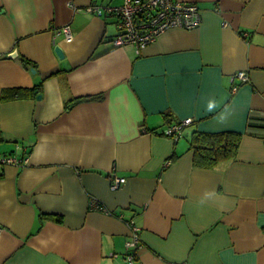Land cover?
Here are the masks:
<instances>
[{"label": "crops", "instance_id": "crops-1", "mask_svg": "<svg viewBox=\"0 0 264 264\" xmlns=\"http://www.w3.org/2000/svg\"><path fill=\"white\" fill-rule=\"evenodd\" d=\"M182 1L202 22L138 51L88 10L125 0H0V152L29 159L0 175V264H264V0ZM198 130L236 158L198 165Z\"/></svg>", "mask_w": 264, "mask_h": 264}, {"label": "built area", "instance_id": "built-area-1", "mask_svg": "<svg viewBox=\"0 0 264 264\" xmlns=\"http://www.w3.org/2000/svg\"><path fill=\"white\" fill-rule=\"evenodd\" d=\"M88 10L99 16L112 15L118 18L119 31L112 39L115 47H122L127 44H133L138 51L146 47V45L158 40L162 33L170 28H188L194 29L201 21V9L195 2L180 0H125L119 6L115 5H91ZM68 41H73L72 28L69 25L63 26V31ZM242 83L248 79L246 70L239 71L235 74ZM239 84L233 86V90L238 89ZM194 122L193 118L175 122L167 127L164 132L167 136L178 139L183 129ZM28 156L14 155L11 153L2 154L0 152V175L3 173L7 165H26L29 162ZM124 178H115L111 188L116 190L122 183ZM133 239L129 241V246H137L139 243V233L137 227ZM2 226L0 225V232ZM134 255L131 254L128 260H133Z\"/></svg>", "mask_w": 264, "mask_h": 264}, {"label": "trees", "instance_id": "trees-1", "mask_svg": "<svg viewBox=\"0 0 264 264\" xmlns=\"http://www.w3.org/2000/svg\"><path fill=\"white\" fill-rule=\"evenodd\" d=\"M40 88V84L38 85ZM36 89H7L4 91V97L8 96H27L29 93L35 92ZM68 106H70L68 104ZM241 133L236 130L225 131L223 133H204L196 131L191 139V147L194 149L195 160L198 165L205 164L212 166L224 159L236 158L240 147Z\"/></svg>", "mask_w": 264, "mask_h": 264}, {"label": "water", "instance_id": "water-1", "mask_svg": "<svg viewBox=\"0 0 264 264\" xmlns=\"http://www.w3.org/2000/svg\"><path fill=\"white\" fill-rule=\"evenodd\" d=\"M56 51H57L58 55L60 56V58H61V57H64V53H65V52L63 51L62 47L57 46V47H56ZM40 96H41V94L38 95V98H39Z\"/></svg>", "mask_w": 264, "mask_h": 264}]
</instances>
